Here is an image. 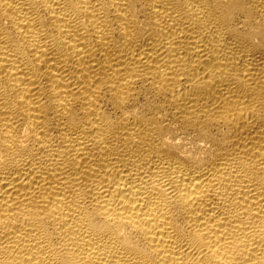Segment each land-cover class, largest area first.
<instances>
[{
	"label": "bare ground",
	"instance_id": "6f19581e",
	"mask_svg": "<svg viewBox=\"0 0 264 264\" xmlns=\"http://www.w3.org/2000/svg\"><path fill=\"white\" fill-rule=\"evenodd\" d=\"M0 264H264V0H0Z\"/></svg>",
	"mask_w": 264,
	"mask_h": 264
}]
</instances>
